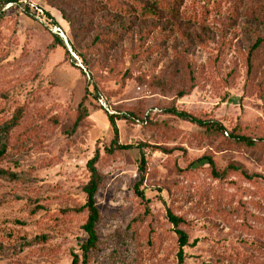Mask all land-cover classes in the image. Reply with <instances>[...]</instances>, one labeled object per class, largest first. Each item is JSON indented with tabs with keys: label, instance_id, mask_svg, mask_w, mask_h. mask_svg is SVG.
<instances>
[{
	"label": "rangeland",
	"instance_id": "1",
	"mask_svg": "<svg viewBox=\"0 0 264 264\" xmlns=\"http://www.w3.org/2000/svg\"><path fill=\"white\" fill-rule=\"evenodd\" d=\"M258 37L264 0H18L2 9L0 126L16 125L0 170L26 179H0V264L80 255L96 150L99 244L84 264H177L168 209L188 235L184 264H264V44L249 79L246 65ZM108 114L129 146L112 155ZM142 156L147 202L134 191Z\"/></svg>",
	"mask_w": 264,
	"mask_h": 264
},
{
	"label": "trees",
	"instance_id": "2",
	"mask_svg": "<svg viewBox=\"0 0 264 264\" xmlns=\"http://www.w3.org/2000/svg\"><path fill=\"white\" fill-rule=\"evenodd\" d=\"M18 0H0V11L4 9L8 5L16 4ZM143 13H150L151 15H155L151 10H147V8L143 9ZM48 21H51L52 26L59 27L58 23L51 18L49 14H47ZM56 40L58 43L64 45V42L61 38H59L58 35H56ZM264 44V38L258 37L256 42L252 45L249 55L247 57L246 65H247V78L249 79L253 73L254 66L252 62V56L253 54ZM84 65L87 64L84 63ZM182 97L185 95L184 92L180 94ZM83 106H80V109ZM86 110L82 109V114L77 118L74 125L71 128V132H75L77 128L79 127V124L81 123L82 119L86 116ZM173 113L176 117L179 119L185 120L190 122L191 124H194L200 128H204L208 131H212L214 133H220V134H226L227 138L233 141L234 143L238 145L245 146L247 148H253L256 146L257 141L248 139L244 136H236L232 132H227L226 127L221 124L220 122L206 120L203 118H199L197 116H193L187 112L184 111H177L173 110ZM108 122L112 128L113 133V140L111 142V145L109 148L105 149V153L107 155H112L114 152L118 150H127L129 149V146H122L119 144V132L118 127L116 125V115L114 114H108L107 115ZM16 125L15 120L12 122L5 123L0 126V159L3 158L6 155L7 152V146L9 144V138H10V132L11 129ZM100 159V152L99 150H96L94 157L89 160L87 163V169L90 173V179L88 183L83 188V192L86 196V201L84 206L82 207V210L87 213V219L86 223L83 226L84 232L87 236L86 241L83 243V245L80 247V255L74 254L72 258L71 264H80L81 258L82 263H87L90 254L96 250L98 247V234L96 227L100 220V213L96 205V196L98 194L99 188L103 181V176L97 169V163ZM212 168V173L216 178H221L222 176L216 172L215 164L213 160L210 157L204 158ZM146 169V159L144 156L141 157V163H140V182L134 187L135 194L143 201L147 202L146 199V191L141 190L139 186L143 183L144 179V173ZM230 169L234 171H238L239 169L237 167H230ZM242 174L247 177L248 179H251L252 177L247 176L244 172ZM0 179L7 180L10 182H18L26 179V176L12 173L9 171L0 170ZM29 179V177H28ZM167 218L170 221V223L174 226L176 229V233L178 235V243H179V251L177 254V264H184L186 255L184 252V249L188 246L189 239L187 233L181 229V224L183 223L182 218L174 215L170 209L167 210ZM34 242L29 240H23L21 246L24 248L30 247Z\"/></svg>",
	"mask_w": 264,
	"mask_h": 264
},
{
	"label": "built area",
	"instance_id": "3",
	"mask_svg": "<svg viewBox=\"0 0 264 264\" xmlns=\"http://www.w3.org/2000/svg\"><path fill=\"white\" fill-rule=\"evenodd\" d=\"M55 29H56V32H57V31L61 32L60 29H58V28H55Z\"/></svg>",
	"mask_w": 264,
	"mask_h": 264
}]
</instances>
